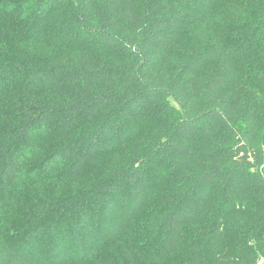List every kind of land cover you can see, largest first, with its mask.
<instances>
[{"label":"trees","instance_id":"obj_1","mask_svg":"<svg viewBox=\"0 0 264 264\" xmlns=\"http://www.w3.org/2000/svg\"><path fill=\"white\" fill-rule=\"evenodd\" d=\"M131 2L122 0L117 22L110 4L101 9L93 0H0V55L6 75L24 85L0 129L8 185L0 193V264H145L171 233L164 225L182 211L183 264H264V5L200 0L203 20L185 4L189 18L174 21L185 0H142L136 23L127 19L135 15ZM210 49V64L231 65L219 82L193 68L204 67ZM84 56L100 58L128 119L122 143L98 145L104 151L83 169L89 191L57 195L37 188L21 135L28 128L43 139L60 124L40 123L38 131L27 120L28 102L42 98L30 91L29 74L58 73L75 92L71 76ZM109 213L131 233L128 252L109 240Z\"/></svg>","mask_w":264,"mask_h":264},{"label":"snow or ice","instance_id":"obj_2","mask_svg":"<svg viewBox=\"0 0 264 264\" xmlns=\"http://www.w3.org/2000/svg\"><path fill=\"white\" fill-rule=\"evenodd\" d=\"M122 0H93L95 5H99L101 9L111 5V14L115 16L116 21L121 19L120 3ZM233 2H241V0H233ZM256 0H247V3H255ZM264 5V0H259ZM142 0H132L130 11L135 15L129 16L127 19L139 23L137 17L139 12L138 6ZM185 4L191 5L193 11L190 16H199L201 20L204 19L202 13L195 11L203 7L200 0H185L177 10L174 21L187 20L189 17L185 16ZM3 5L0 4V7ZM246 6V5H245ZM102 15V13H101ZM87 25V19L83 21ZM115 27L116 24H112ZM177 27L182 25L177 24ZM94 28H102V25H93ZM107 31V29H104ZM96 34H100L99 32ZM199 35V33H197ZM3 45L0 44V51ZM196 50V49H194ZM103 51V50H101ZM216 49H210L209 53L200 58L199 64L204 65L203 68L193 65L197 72H207L209 77L219 82L223 78V74L231 69V65L222 59V64H210L212 54ZM17 68L21 65L17 63ZM77 71H74L71 76V83L75 88L72 92L68 88V83L61 79L59 74H45L43 72L30 73V91H36L40 94V99L37 101H29L27 108L30 109L26 113L27 120H31L32 124L37 125L39 131V124H51L56 119L60 120V124L56 125L58 132L50 136H45L43 139H37L28 132L25 128L21 135L25 139V143L33 156V163L37 166V171L33 175L40 181L37 188H47L49 192L59 195L62 191L67 190L73 195L78 193L88 192V188L83 187L85 182V173L83 169L93 162V158L97 156L98 151H104L103 148L98 149V145H102L114 138L120 140V130L125 121L128 119V108L121 110L118 105L119 99L114 93L112 82L101 75L103 67L100 66V58L96 57L88 60L87 56L76 64ZM192 69H187L191 71ZM63 71V69L59 70ZM102 83L108 89L102 92L98 84ZM24 85L21 84L19 88L13 83V77L6 75V61L0 55V129L5 125L7 117L13 109H17L19 105L16 92H23ZM69 96L72 98L69 99ZM79 97V99H77ZM130 107V106H129ZM29 124L28 127H32ZM15 143V140L13 141ZM111 160V157H109ZM99 171V170H98ZM12 169H9V173ZM5 177L0 176V193L7 189V184L3 183ZM135 182V181H133ZM227 199L231 200L230 194ZM87 200V197H85ZM60 201H57L59 205ZM239 204V201H236ZM55 207V206H54ZM95 207V205H92ZM109 208L111 205L108 206ZM3 209L0 208V212ZM38 216L46 215V210L41 208L37 213ZM111 223L113 225L109 240L123 251L128 252V241L131 233L124 227V221L119 217L111 216L109 213ZM184 212H180L173 220L168 221L164 225V229L168 230L172 226L171 233L165 232L166 243H161L158 249L147 258L145 264H183L181 260V251L178 247V241L183 237L178 235L181 226L187 221L183 220ZM239 220V215H237ZM83 219L88 223L89 215L87 209L84 210ZM105 220L104 214L97 217V224ZM141 243H144L142 240ZM131 251L138 252L137 249ZM95 254V249L90 253ZM135 257L129 256V259ZM65 264H68L66 261ZM72 264H87V261H73ZM99 264V261H96ZM106 264V262H105Z\"/></svg>","mask_w":264,"mask_h":264}]
</instances>
